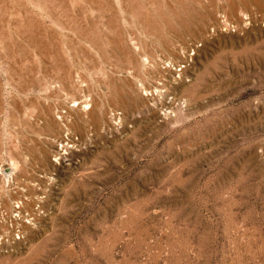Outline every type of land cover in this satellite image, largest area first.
Listing matches in <instances>:
<instances>
[{"label": "rangeland", "instance_id": "rangeland-1", "mask_svg": "<svg viewBox=\"0 0 264 264\" xmlns=\"http://www.w3.org/2000/svg\"><path fill=\"white\" fill-rule=\"evenodd\" d=\"M0 264H264V0H0Z\"/></svg>", "mask_w": 264, "mask_h": 264}]
</instances>
